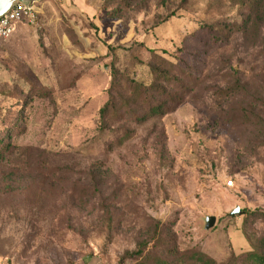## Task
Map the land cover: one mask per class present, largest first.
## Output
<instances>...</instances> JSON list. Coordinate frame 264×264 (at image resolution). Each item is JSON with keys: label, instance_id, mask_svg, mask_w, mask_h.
I'll list each match as a JSON object with an SVG mask.
<instances>
[{"label": "rangeland", "instance_id": "obj_1", "mask_svg": "<svg viewBox=\"0 0 264 264\" xmlns=\"http://www.w3.org/2000/svg\"><path fill=\"white\" fill-rule=\"evenodd\" d=\"M261 2L252 13L230 0L35 3L34 21L0 42V133L16 123L0 164L6 264H138L129 253L142 245L148 261L200 249L241 264L264 250ZM153 52L184 76L182 104L101 133L112 72L149 85ZM126 126L133 138L117 147Z\"/></svg>", "mask_w": 264, "mask_h": 264}, {"label": "trees", "instance_id": "obj_2", "mask_svg": "<svg viewBox=\"0 0 264 264\" xmlns=\"http://www.w3.org/2000/svg\"><path fill=\"white\" fill-rule=\"evenodd\" d=\"M230 1L240 8L249 10L250 13L259 9L261 1L264 2V0ZM246 24L248 23L245 22ZM152 54L153 58L157 60V65H150L154 76L152 83L149 85L134 78L125 77L119 71L112 72L109 99L99 111L102 122L101 133L111 132V129L107 130V128L112 120H116V122L117 120H133L135 125H143L152 119L164 117L182 104L184 96L181 88L184 84V76L174 74L171 70L172 67L166 66L168 63L167 59L158 56L155 52ZM168 68L171 69L168 70ZM220 92L231 96L233 89L229 87ZM142 105L145 106L144 112L138 113L137 108H140ZM15 127L16 123L13 122L12 125L0 133L1 165L6 163L7 157L14 153L15 144L12 138ZM112 132V135L117 137L113 143L117 147L124 145L133 138V131L128 126L123 131L116 130ZM245 213L246 210L242 209L241 215ZM146 248V245H142L129 253V255L135 258L138 264H221L212 255L200 249L177 259H169L159 255L155 261H148L145 255ZM241 258H243L245 264H264V250L255 247L237 260L240 261Z\"/></svg>", "mask_w": 264, "mask_h": 264}, {"label": "built area", "instance_id": "obj_3", "mask_svg": "<svg viewBox=\"0 0 264 264\" xmlns=\"http://www.w3.org/2000/svg\"><path fill=\"white\" fill-rule=\"evenodd\" d=\"M36 2L30 5L17 4L6 15L0 18V42L7 40L14 32L16 24L21 21H34L37 14ZM233 182L230 181L229 185Z\"/></svg>", "mask_w": 264, "mask_h": 264}, {"label": "water", "instance_id": "obj_4", "mask_svg": "<svg viewBox=\"0 0 264 264\" xmlns=\"http://www.w3.org/2000/svg\"><path fill=\"white\" fill-rule=\"evenodd\" d=\"M38 0H0V18H2L4 15H6L14 6L21 3L24 5H30L33 2H36ZM241 212V209L239 206H237L230 215L235 217L236 215H239ZM206 229L212 228L217 221L216 216H207L206 217Z\"/></svg>", "mask_w": 264, "mask_h": 264}, {"label": "crops", "instance_id": "obj_5", "mask_svg": "<svg viewBox=\"0 0 264 264\" xmlns=\"http://www.w3.org/2000/svg\"><path fill=\"white\" fill-rule=\"evenodd\" d=\"M39 1V0H38ZM38 1H36V2H38ZM17 25V24H16ZM15 28H16V26H15ZM0 264H6L4 261H3V259H1L0 258Z\"/></svg>", "mask_w": 264, "mask_h": 264}]
</instances>
